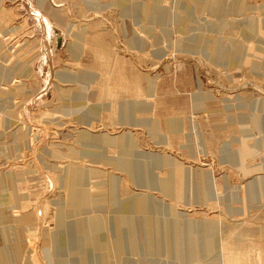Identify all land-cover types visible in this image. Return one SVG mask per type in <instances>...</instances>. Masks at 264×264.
I'll return each mask as SVG.
<instances>
[{"label":"rangeland","instance_id":"1","mask_svg":"<svg viewBox=\"0 0 264 264\" xmlns=\"http://www.w3.org/2000/svg\"><path fill=\"white\" fill-rule=\"evenodd\" d=\"M0 264H264V0H0Z\"/></svg>","mask_w":264,"mask_h":264},{"label":"bare ground","instance_id":"2","mask_svg":"<svg viewBox=\"0 0 264 264\" xmlns=\"http://www.w3.org/2000/svg\"><path fill=\"white\" fill-rule=\"evenodd\" d=\"M84 139V141H83V144L86 146V147H97V146H99V142H100V140H102V137H100V136H97V137H85V138H83ZM108 140H109V142L110 141H115V140H118L119 142H120V145L122 146V151H123V153L124 154H130V152H129V150L128 149H126V145H127V140H128V135L127 134H120L119 136L117 135V136H114L113 138H108ZM102 142V141H101ZM91 149V148H90ZM170 160H168L167 158H165L164 156H160V157H158L157 155H154V154H152V155H150V159H149V161H145L146 163H143L141 160H129V159H127V158H125V159H121L120 160V164L123 166V168L124 169H126V170H129V171H134L135 173H136V175L138 176V178L140 179V180H145V181H147V182H149V183H152V185L153 184H159V186H161L162 187V189H164V190H166V191H168V192H170V193H172V194H175V188H174V185H173V179L175 178V174H173L174 172V170L173 169H171V172H170V178L168 179V180H164V181H162V182H158L156 179H148L147 177H146V174H145V171H144V167L147 165V164H153V163H167V162H169ZM172 163V162H171ZM200 175V174H199ZM199 179V178H198ZM200 185L201 184H205V182L207 181V178L206 177H204V175L202 174V175H200ZM198 182V181H197ZM202 186V185H201ZM200 187V186H199ZM145 206H148L149 208H150V204L149 203H147V201H145V200H141V199H138L137 201H135V202H132V203H127V204H122V208H125V207H127V208H129V207H131V208H137V207H145ZM156 209V208H155ZM154 221V220H153ZM152 221V222H153ZM95 227H97V223L94 221V224H93ZM210 223L209 224H206L205 226H204V230H209L210 229ZM152 226H153V229H155V230H157L156 228H158L159 226H158V221L156 220V221H154L153 223H152ZM166 227H169V228H172V229H174L175 231L177 230V229H179V224H173V223H167L166 224ZM190 227V225H185L184 224V229H186V228H189ZM98 228V227H97ZM175 231H173L174 233H173V235H172V237H171V235H168L169 236V238L171 237V242H172V244H175V243H173V242H177V240L179 239L178 238V232H175ZM211 231V230H210ZM78 235V234H77ZM72 238H75V237H73L72 236ZM80 238V237H79ZM76 239H77V237H76ZM152 241V240H151ZM207 241V240H206ZM178 242H179V240H178ZM208 243V242H207ZM211 244V243H210ZM210 244H209V246H210ZM176 245H177V243H176ZM212 246V245H211ZM82 248V247H81ZM80 249V248H79Z\"/></svg>","mask_w":264,"mask_h":264},{"label":"crops","instance_id":"3","mask_svg":"<svg viewBox=\"0 0 264 264\" xmlns=\"http://www.w3.org/2000/svg\"><path fill=\"white\" fill-rule=\"evenodd\" d=\"M187 4V3H186ZM201 13V12H200ZM203 13V12H202ZM218 16V15H217ZM215 17V19H217L218 17ZM204 18H206L205 19V22H204V24L205 25H218V23L215 21H212L211 19H209V16L208 15H205L204 16ZM243 21L246 23V24H252V23H250L251 21H247L246 19H243ZM216 41H218V40H215L214 42H216ZM219 47V46H218ZM224 51V50H223ZM225 53V58L227 59L228 57H229V55H227V53L226 52H224ZM228 60V59H227ZM196 101V102H195ZM194 102H195V104H198V103H200V102H202V101H200V99H197V100H195ZM195 106H197V105H195ZM242 148L245 150V148H247V147H244V146H242ZM238 149V153H239V156L240 157H244L245 155H246V153H248L249 151H244L243 149ZM240 150V151H239ZM240 163V162H239ZM201 197L203 198V195L201 194Z\"/></svg>","mask_w":264,"mask_h":264}]
</instances>
